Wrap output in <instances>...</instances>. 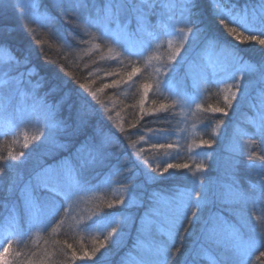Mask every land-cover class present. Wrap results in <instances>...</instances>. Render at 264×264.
<instances>
[{
    "label": "rangeland",
    "instance_id": "obj_1",
    "mask_svg": "<svg viewBox=\"0 0 264 264\" xmlns=\"http://www.w3.org/2000/svg\"><path fill=\"white\" fill-rule=\"evenodd\" d=\"M63 1L88 9L89 12L83 18L86 22L84 31L94 30L97 35L92 39L93 42L102 39L108 45L109 55L115 57L121 51L122 54L131 55L135 60L143 62V69L154 83L151 84L147 97L143 90L140 107L152 108L156 96L163 97L172 104L174 123L168 132L161 131L165 135H159L161 132L157 130L147 132L126 147L124 156L137 170L132 176L125 177L124 181H115L112 174H105L97 181L91 180L89 185H84L65 173L63 191L56 196L45 194L37 201L30 199L27 194L30 193L29 186L35 182V176L41 170L35 171L32 180L30 178L22 185L20 194L24 226L21 225L18 213L4 219L10 234L21 237L22 240L34 238L35 241L39 234L51 226L56 213L64 207L65 218L76 216L80 223L92 222L91 225L84 226L83 234L85 232L92 237H105L108 244L112 245L114 242L118 245L116 264H151L158 247L173 245L177 234L173 227L175 210L181 201L188 199L189 194L195 199L194 193L201 190L199 180H203L205 185L211 183L214 189H218L220 184L236 180L247 190L249 203L237 210L221 203L211 204L201 215L205 218L210 214L220 215L236 226H239L242 218L254 217L252 222L259 226L256 230L257 251L260 240L264 237V196L261 195L259 184L247 182L242 185L231 173L240 161L249 160L253 156V139L256 138L257 143L260 141L264 154V132L256 118L260 90L251 70L254 64L214 36L206 33L200 36L187 22V15L181 17V9L192 0H137V6L150 4L151 7L145 14L143 30L132 36L128 34L136 31L132 15L125 17L127 28H118L116 24H109L104 19L101 9L110 0ZM3 2L11 3L27 19L37 24L49 21V15L39 9V0H0V3ZM225 2L235 4V9L232 11L233 7L225 8L221 2H214L213 8L219 12L222 10L226 16L240 14L250 24L260 23L258 6L264 0ZM84 4L87 7L82 6ZM247 6L248 9H245ZM254 9L257 14L253 13ZM233 26L236 27L234 24ZM180 29L184 31L181 32ZM239 30L244 32L241 28ZM93 46L94 49L100 48L98 43ZM6 54L4 51L0 52V129L11 132L16 127V137L28 140L29 146L40 142L45 146L61 149L63 145L55 138V115H51L47 104L33 97L30 84L20 85L19 81L12 79L14 72L11 67H15L17 62L7 61ZM237 57L242 58V62H238ZM232 85H242L244 92L237 93V100L232 102V107H228L225 97L236 91L235 87L230 88ZM23 88H28L27 93ZM160 104L157 106L158 111L168 109L160 110ZM217 107L224 111L213 112L212 109ZM248 108L251 110L248 111ZM113 112V109L108 112L112 116L109 118V125L114 131L120 132L119 120ZM220 121L223 122L217 124ZM24 133L29 136L26 137ZM202 140L211 141V147L200 146ZM159 144L165 147H153ZM169 144L172 148L167 147ZM90 151L91 148L79 150L74 157L78 164L91 159ZM51 153L49 151L46 154L44 151L45 157H49ZM41 159L38 158L35 162ZM73 160L75 159H65L62 163H67L70 166L68 169H71ZM252 161L246 164L251 170L254 165ZM169 163H187L189 168L170 169L169 173L161 175ZM31 164H34L33 160ZM198 165H203V169L198 168ZM25 170H14V180L19 182L24 173H27ZM255 170L259 172L258 169ZM176 174L184 179L180 184L173 185L175 178H170ZM122 181L124 186L119 185ZM122 200L123 204L120 203ZM104 201L107 202L103 205L107 211L105 216L100 215L101 210H93L95 205ZM196 210L195 207L186 209L187 216ZM196 227L198 232L194 234L186 255L202 244L200 225L196 224ZM113 228L116 229L115 232ZM243 231L247 232V227ZM7 253L8 250L5 252L3 249L0 264H5L4 257ZM229 258L230 254L225 248L212 246L197 257V264H228ZM247 262L248 260L245 264Z\"/></svg>",
    "mask_w": 264,
    "mask_h": 264
},
{
    "label": "trees",
    "instance_id": "obj_2",
    "mask_svg": "<svg viewBox=\"0 0 264 264\" xmlns=\"http://www.w3.org/2000/svg\"><path fill=\"white\" fill-rule=\"evenodd\" d=\"M214 2H221L225 8L233 7L232 11L235 9V4H227L225 0H200V9L191 17L190 23L193 28H199V35L206 33L214 36L253 64L264 58V45L244 39L249 33L237 28L242 33L237 39L236 35L219 24V10L213 8ZM39 9L49 15V21L37 24L27 19L11 3H0V33L4 34V40L0 41V52L7 53L6 58L10 63L17 62L15 67H11L14 72L12 79L19 81L20 85L30 84L33 97L47 104L51 115H55V138L63 147H48L40 142L31 147L28 140L16 137V127L11 132L0 129V256L3 249L8 250L4 257L7 264H116L118 245L114 242L108 244L105 237H92L84 231L83 234L84 226L92 222L80 223L76 216L65 218L64 207L56 213L51 226L35 241L34 238L22 240L10 234L4 219L18 213L24 226L20 195L22 185L30 178L32 180L35 171L57 166L65 159H75L72 168L65 173L80 184L89 185V181H97L105 174H112L115 181H124L125 177L132 176L137 169L124 156L126 147L147 132H168L174 123L172 104L156 96L152 108L140 107L144 85H151L154 81L143 69L144 64L140 59L135 60L121 51L115 55L119 58H115L108 54V45L102 39L93 42L97 35L94 30L84 31L86 22L83 18L88 9L63 0H39ZM228 27L234 26L229 24ZM95 43L100 44L99 49L93 48ZM80 85L87 87L81 88ZM27 90L23 88L25 93ZM92 92L96 93L95 97H92ZM160 103L166 104L168 109L158 111ZM112 109L119 120L120 132L109 125L112 116L108 112ZM69 114L73 120L65 126ZM18 127L21 128L20 125ZM253 141L256 156L240 161L238 167L231 171L242 185L247 182L259 184L260 181L259 172L246 167L247 162L252 160L253 164H260V141L257 143L256 138ZM94 142L104 143L103 155L89 159L86 165L78 164L74 157L79 150L90 149ZM44 151L46 154L49 151L52 153L45 157ZM42 153L43 156H40ZM38 158L42 159L36 163ZM31 160L34 164H31ZM18 169H26L27 172L19 182L13 178L14 170ZM174 178L173 185L180 184L184 179L178 174L170 179ZM123 181L119 185L124 186ZM105 203H98L93 210H101L100 215H107L103 208ZM191 219L192 215L189 214L179 227L170 247L172 256L168 264H179L189 250L194 234L198 232V228L190 223ZM260 251H264V247L260 246L247 264H258L256 256Z\"/></svg>",
    "mask_w": 264,
    "mask_h": 264
},
{
    "label": "snow or ice",
    "instance_id": "obj_3",
    "mask_svg": "<svg viewBox=\"0 0 264 264\" xmlns=\"http://www.w3.org/2000/svg\"><path fill=\"white\" fill-rule=\"evenodd\" d=\"M229 2H231V0H229ZM82 6L87 7V4ZM150 7V4H140L137 6V0H131V3H129V0H110L109 3L103 6L101 11L104 13V19L109 24H116L118 28H127L128 25L125 17L132 15L136 24V31H130L128 33L132 36L143 30V26L146 23L145 14ZM258 7V14L260 16L259 24H250L248 20L240 14L226 16L222 10L218 14L219 24L227 28L230 33L236 35L237 39H240V36L242 35V33L237 31V28H241L244 32L249 33V36L244 37L245 40L250 39L258 41L259 44L264 45V38H261L264 37V2L260 3ZM199 9L200 0H192L191 3L185 4L181 9V17L183 18L187 15V22L192 23L191 17L195 16ZM253 13L257 14L255 9L253 10ZM229 24H234L236 27H228ZM180 31L183 32L184 29H180ZM189 31H191V29ZM196 31L198 32L199 28H197ZM3 40L4 34L0 33V41ZM237 60L238 62H242V58L240 57H237ZM251 70L256 79V85L260 90L257 97L258 111L256 113V118L261 131L264 132V58L256 61ZM133 71L135 72V69ZM232 78L235 79V77ZM129 79H131V75L129 76ZM80 87L86 88L87 86L80 85ZM150 87L151 85H144L145 97H147ZM231 87H235L236 91L231 92L229 96L225 97L228 107H232V102L237 100V93L244 92L242 85H232L230 88ZM53 91H55V89H53ZM91 95L92 97H95L96 93L92 92ZM192 102L194 103L195 101L193 100ZM141 105L143 106V101L141 102ZM167 107L168 106L166 104H160V110H165ZM212 111L223 112L224 109L217 107L213 108ZM72 120L73 117L69 114L68 120L64 122L65 126ZM165 134L166 133L163 132L159 133L161 136ZM211 143L212 142L209 140H202L200 142V146L211 147ZM157 146L165 147L163 144L153 145V147ZM167 147L172 148V145L169 144ZM104 149V143L94 142L91 145L89 156L94 160L96 157L103 155ZM252 155L255 157L256 153H252ZM258 159L260 160V164H254L253 168L258 169L259 171V190L261 195L264 196V154L259 155ZM88 162L89 161H84V165ZM197 167L203 169L204 166L198 165ZM188 168L189 165L187 163H169L166 167H164L161 175L169 173L170 169ZM67 169V163H62L55 167L50 166L38 172L35 176V182L29 186L30 193H27L29 198L39 201V198L45 194L52 196L59 195L65 186V172ZM152 178L156 179V177ZM198 184L201 190L194 193L195 199L193 200L192 194H189L188 199L181 201V203L177 206L173 227L178 232L179 227H182L183 225L184 219L187 218L186 209L195 207L197 210L192 212L193 221L190 223H192L193 227H195L196 224L200 225L201 231L199 236L202 240V244L198 249H193L192 252H189L186 256H184L183 260L180 261L179 264H197V257L201 256L207 248L212 246L223 247L229 252L230 258L228 264H245V261L249 260L254 251H256V230L259 226L252 222L255 218H242V222L239 226H236L234 224H230L220 215L210 214L205 218L201 215V213H203L209 205L216 203H221L226 207H232L234 210H237L242 205H247L249 203L247 190L239 185L236 180L220 184L218 189H214L211 183L205 185L203 180H199ZM120 203L123 204L124 201L122 200ZM109 207H112V205H109ZM245 227L248 229L247 232L243 231ZM115 231L116 229L113 228V232ZM260 246L264 247V238H261ZM69 247H71V245H69ZM5 252H7V249H5ZM93 255H95V253H93ZM73 256H75V253H73ZM171 256L172 252L170 247H158L153 254L151 264H168V260ZM2 258L3 257L0 256V259ZM256 261H258V264H264V251L259 252V255L256 256ZM5 264H7V261H5ZM220 264H223V262H220Z\"/></svg>",
    "mask_w": 264,
    "mask_h": 264
}]
</instances>
